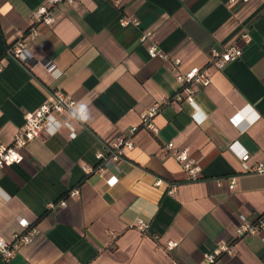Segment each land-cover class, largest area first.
Segmentation results:
<instances>
[{"label": "crops", "instance_id": "obj_1", "mask_svg": "<svg viewBox=\"0 0 264 264\" xmlns=\"http://www.w3.org/2000/svg\"><path fill=\"white\" fill-rule=\"evenodd\" d=\"M45 2L0 0V145L55 88L75 103L69 125L43 132L0 169V237L12 240L24 221L35 229L0 264H201L219 244L232 252L211 264H264L263 232L235 233L241 215L253 220L264 208V172L246 169L264 162V0L60 1L52 24L35 22ZM145 30L153 36L141 42ZM23 33L28 63L7 51ZM152 42L179 56L181 69L206 63L212 46L234 43L241 54L212 68L193 102L162 104L157 131H136L118 162L84 170L178 88L169 61L148 54ZM169 141L196 160L197 179L167 152ZM136 217L148 221L145 231ZM168 240L178 244L167 249Z\"/></svg>", "mask_w": 264, "mask_h": 264}, {"label": "built area", "instance_id": "obj_2", "mask_svg": "<svg viewBox=\"0 0 264 264\" xmlns=\"http://www.w3.org/2000/svg\"><path fill=\"white\" fill-rule=\"evenodd\" d=\"M60 1L71 3L74 0H46L45 3L40 4L33 10L32 17L35 22L44 24H52L56 19L55 9ZM120 22L122 24L133 23L139 24L137 18L121 17ZM32 26L28 29V33L31 35L35 32L32 30ZM23 34L19 36L7 47V51L18 58L24 63H28L29 56L27 54L26 42ZM153 33L150 30H145L139 36V40L144 42L151 39ZM246 38V34H243ZM146 50L150 56H157L164 60H168L171 68L174 72L175 79L178 83V88L171 96H160L151 106L146 108L140 114V120L137 124L130 126L127 133H119L112 136L107 140V149L104 152H96L95 158L97 164L94 167L82 165V168L87 171H103L106 165L109 163H116L124 157L127 150L133 146V135L139 129H147L151 132H156L157 128L154 124L153 117L159 110L162 104H174L176 101L185 100L187 102H193L195 92L201 88L207 86L211 81V69L222 68L225 64L241 54V48L230 43L224 47L217 48L212 46L209 50L208 61L201 65H191L185 69L179 67L181 58L179 56H169L164 50L158 47L154 42L147 44ZM3 69V60L0 57V71ZM51 70L55 68L51 67ZM75 100L62 88H55L52 92L51 98L38 105V107L24 114V122L22 126L15 132L12 140L7 145H0V169L5 164H11L18 162L22 159V149L36 137L40 136L43 132L53 134L63 124L69 125L68 114ZM54 121V126L50 125L51 120ZM76 131L72 130L70 135L75 136ZM167 152L181 165L185 170L189 179H197L199 177L200 167L196 160L189 154L186 148L174 146L172 141L166 144ZM240 158L244 161L248 158L246 152L240 154ZM251 172H264V162H257L252 166L246 168ZM110 182L113 183L114 177H111ZM234 185V179L230 180L229 186L232 188ZM174 190L172 186L168 191L171 193ZM77 193V190H72L70 194ZM61 204L65 203V200L60 201ZM24 231L15 233L12 240L7 241L0 237V257L3 259L11 258L14 253L21 248L25 243L31 241L35 234V229L29 227V222H23ZM134 226L140 230L145 231L148 227V221L136 217L134 220ZM264 241V208L258 214L256 218L250 220L244 215L240 216V220L235 228L236 236H243L245 234H259ZM178 244L175 240H168L165 243V248L171 249ZM222 251L231 253L232 249L227 244H219L211 253L204 255L201 264H211L215 261L217 255ZM172 264H179L177 261H173Z\"/></svg>", "mask_w": 264, "mask_h": 264}, {"label": "trees", "instance_id": "obj_3", "mask_svg": "<svg viewBox=\"0 0 264 264\" xmlns=\"http://www.w3.org/2000/svg\"><path fill=\"white\" fill-rule=\"evenodd\" d=\"M43 214H44V212H42V213L37 217V219L40 218Z\"/></svg>", "mask_w": 264, "mask_h": 264}]
</instances>
